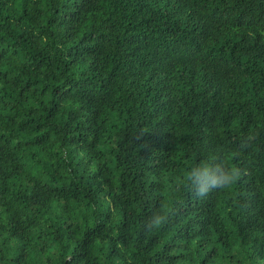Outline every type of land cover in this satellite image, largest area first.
Here are the masks:
<instances>
[{
    "label": "trees",
    "instance_id": "obj_1",
    "mask_svg": "<svg viewBox=\"0 0 264 264\" xmlns=\"http://www.w3.org/2000/svg\"><path fill=\"white\" fill-rule=\"evenodd\" d=\"M0 264H264V0H0Z\"/></svg>",
    "mask_w": 264,
    "mask_h": 264
},
{
    "label": "clouds",
    "instance_id": "obj_2",
    "mask_svg": "<svg viewBox=\"0 0 264 264\" xmlns=\"http://www.w3.org/2000/svg\"><path fill=\"white\" fill-rule=\"evenodd\" d=\"M234 155L235 153H229L221 158L210 153L193 161L183 171L179 183L185 185L194 198H202L214 189L231 186L241 174V170L232 162ZM170 210L165 205L153 213L150 225L159 227Z\"/></svg>",
    "mask_w": 264,
    "mask_h": 264
}]
</instances>
